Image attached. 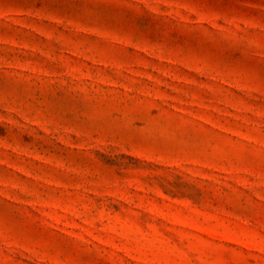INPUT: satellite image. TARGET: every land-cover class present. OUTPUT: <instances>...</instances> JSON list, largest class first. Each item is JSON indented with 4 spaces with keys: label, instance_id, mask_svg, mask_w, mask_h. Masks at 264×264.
<instances>
[{
    "label": "rangeland",
    "instance_id": "1",
    "mask_svg": "<svg viewBox=\"0 0 264 264\" xmlns=\"http://www.w3.org/2000/svg\"><path fill=\"white\" fill-rule=\"evenodd\" d=\"M0 264H264V0H0Z\"/></svg>",
    "mask_w": 264,
    "mask_h": 264
}]
</instances>
